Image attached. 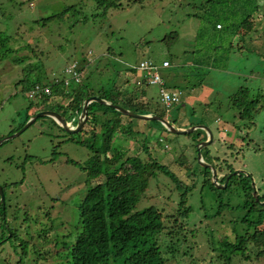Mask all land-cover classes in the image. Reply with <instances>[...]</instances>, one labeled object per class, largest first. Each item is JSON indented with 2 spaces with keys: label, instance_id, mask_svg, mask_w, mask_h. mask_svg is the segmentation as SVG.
<instances>
[{
  "label": "rangeland",
  "instance_id": "374dc122",
  "mask_svg": "<svg viewBox=\"0 0 264 264\" xmlns=\"http://www.w3.org/2000/svg\"><path fill=\"white\" fill-rule=\"evenodd\" d=\"M205 1L122 0L119 8L104 13L105 8H97L96 0H0V30L11 34V46L20 49L0 62L1 139L17 133L32 101L35 106L30 113L43 105L56 108L55 97L43 103L28 96L17 84L27 63L17 64L13 57L31 54L28 45L43 51L38 61L42 66L47 64L54 76L68 77L65 68L76 60L75 54L92 52L88 56L91 67L87 68L94 70L89 74L92 86L130 88L137 90L138 96L145 88L142 100L147 111H161L165 107L160 100L162 86L144 83L138 69L146 59L159 66L167 88L180 87L185 92L182 105L167 109L166 118L179 128L191 127L190 123L209 125L214 140L207 147L213 158L226 159L225 169L233 167L252 175L249 183L238 176L226 189L205 191L203 203V167L198 160L197 133L174 134L164 130L161 122L152 120L155 128L146 131L150 151L184 183L195 184L187 202L193 210L188 218H180L177 225L169 215L177 214L183 189L171 177L158 171L140 196L137 210L154 206L163 211L164 224L170 226L157 237L165 264H220V251L214 248L223 245L225 237L246 228L242 219L247 211L240 207L246 199L245 186H252L254 197V191L264 197V109L249 123L235 117L234 110L228 108L230 96L241 86L249 87L253 95L264 92V0H254L260 6L255 30L250 33L244 26L239 34L225 33L216 26L218 22L223 26L239 24L246 16L239 10L244 0H213V8H204ZM85 16L90 18L87 22L83 21ZM245 34L246 39L252 40L244 48L241 37ZM232 40L235 48L227 53L226 47ZM195 57L203 59L208 73L202 86L191 89L204 76L201 68L193 70ZM164 61L170 65L164 67ZM203 93L206 98H201ZM211 102L205 113L204 107ZM78 119L68 115L66 118L72 126L77 125ZM60 126L53 117L43 116L0 145L6 229L8 233L11 228L9 236L14 232L13 240L0 246V264H68L72 244L81 230L79 204L96 184L94 175L89 173L97 168L90 136L85 132L68 133ZM199 132L202 137H209L206 130ZM116 142L129 148L133 157L129 165L134 170L139 167L137 157L146 159L142 138L117 137ZM203 159L209 160L206 154ZM194 172L196 176L191 177ZM227 172H217L218 177ZM221 203L225 204L221 214L212 217ZM236 261L264 264V256L257 260L239 257ZM116 264H123V259Z\"/></svg>",
  "mask_w": 264,
  "mask_h": 264
},
{
  "label": "trees",
  "instance_id": "16d2710c",
  "mask_svg": "<svg viewBox=\"0 0 264 264\" xmlns=\"http://www.w3.org/2000/svg\"><path fill=\"white\" fill-rule=\"evenodd\" d=\"M121 1L96 0V3L97 8H105L104 13H107L110 8H119L122 5ZM137 1L127 0L128 3H136ZM235 1L240 2L241 0ZM202 6L204 8H213V0H206ZM74 7L75 5L69 8ZM239 10L246 15L239 24L228 23L226 26H223L218 22L216 28L225 30V33L239 34L241 27L247 26L249 32H253L255 30L253 28L254 22L256 23V19L259 17L256 14L260 11V6L254 3V0H244ZM91 16L94 17L95 14ZM88 19H90L89 16H85L83 21L87 22ZM170 37L174 38V35L171 34ZM11 38V34L0 30V62L10 54L17 53L20 50L11 46ZM220 40H224V38ZM241 40L244 43L242 46L245 48V44H247V41L252 40V37L246 39L245 34L241 37ZM27 48L30 49L31 54H24L23 56L17 54V56L13 57V61L17 64L27 63L23 69L24 75L17 84L22 85V91L28 96H30V91L38 84L49 86L51 93L44 94L41 98L37 99L45 103L51 97H55L57 103L54 106L56 108L50 110H56L66 118L67 115L73 119L77 116L79 117L83 111L85 100L91 96H99L113 104L124 106L137 113L167 117V108L164 104L165 107L161 111H147L146 102L142 100L146 96L145 88L140 91L138 96L137 90L133 91L130 88L119 89L117 86V88H109L107 84L100 88L99 86H92L89 81V74H92L94 70L92 68L91 70H87V68L91 67L89 64L91 59H88V56L92 52H89L87 55L84 52L75 54V56L77 55L75 61L79 62L80 71L83 74L82 80L78 84L74 83V81L67 84L66 81L69 76L66 73V68L71 63L65 68V73L68 77L54 76L49 72L50 70L48 71L47 64H43L42 66L40 60L38 61L40 56L43 57V51H37L30 45ZM234 48V41L232 40L226 47L227 53L231 52ZM238 48L242 47L238 46ZM209 58L212 60V57ZM203 64L204 61L201 57H195L192 61L193 70L198 71L201 68L204 76L195 85L192 84L191 89L203 85L208 73V71L204 70L205 66ZM131 70L135 73L137 72L135 68ZM141 76L143 82L147 84V78L143 72ZM140 96H142L141 99ZM206 97V93L201 95V98ZM229 100L228 108L234 110L235 117L237 116L249 123H253L257 113L264 109V92L253 95L251 89L246 86H241L236 93L230 96ZM31 103L27 109L25 123L31 116L47 109L42 104V109H38L37 111L33 109L30 113L35 106L34 101ZM179 104L182 105V102ZM179 104H176V106L178 107ZM212 104L213 102L204 107L205 113L210 110L209 108ZM38 107L41 106L38 105ZM193 113H195V109H193ZM88 114V121L80 132H85L86 135L90 136L89 142L92 143L90 148L94 152L93 163L97 170L93 171L90 169L89 174L94 175L96 184L89 189L86 197L79 204L81 230L78 233L76 241L72 244L68 264H116L120 259H123V264H165L166 257L163 256L157 237L164 230L170 229V226H165L163 211L154 206L142 211L137 210L140 196L147 191L150 179L158 171H162L171 177L176 182L177 187L183 189L177 214L169 215L175 218V225H177L180 218H188L193 210L187 202L188 194L195 188V184L187 185L184 183L170 169L169 165L163 163L150 151L146 131L150 130L149 126L153 125L152 121L129 117L112 106L96 101L89 104ZM172 123L174 124V122ZM161 125L164 130H167L166 126ZM190 125L196 124L190 123ZM72 127L76 128L77 126ZM163 129L161 128L162 133ZM218 129L220 130L219 127ZM201 130L197 129L194 131L198 135L197 143L208 138L207 136H201L199 132ZM99 131L101 134H98ZM124 136L134 137L135 139L142 138L143 141V152L146 153V159L143 160L137 157V161L135 162L138 163L139 167L135 170L129 165L133 160L129 148L122 144L118 145L116 142L117 137L123 138ZM202 153L203 155H207L209 158L207 162L214 165L218 173L228 171L218 177V181L222 184L225 183L228 176L237 171L233 167L223 168V164L227 160L221 159L219 156L213 158L209 147H204ZM201 175L203 180L200 185V194L201 200H203L205 191L213 193V190H220V188H217L213 182V171L210 168L203 167ZM192 176H196V172L192 173ZM238 176L248 179V183L253 180L252 175H245L244 173L232 175L227 188L230 186V182ZM244 193L246 199L240 207L247 211L245 217L242 219V223L246 228L243 232H236L232 237H225L223 239L225 243L223 245L220 244L218 249L217 247L214 248L215 251H220V264H236V260L239 257L250 260L256 258L257 260L261 256H264V205H261L253 196L252 186H245ZM259 198L261 201L264 200L262 196H259ZM224 206L225 204L221 203L218 211L212 217L221 214ZM7 224V205L6 203L4 206L0 204V246L6 241H12L14 238V232L11 236L8 235L11 228H9L7 233ZM173 251L172 249V254H174Z\"/></svg>",
  "mask_w": 264,
  "mask_h": 264
},
{
  "label": "water",
  "instance_id": "95a60500",
  "mask_svg": "<svg viewBox=\"0 0 264 264\" xmlns=\"http://www.w3.org/2000/svg\"><path fill=\"white\" fill-rule=\"evenodd\" d=\"M93 101L99 102L101 104L112 106L115 109H117L118 111L124 113L125 115H128L129 117H133V118H137V119H141V120H145V121H152V120L159 121L164 126H166L167 129L170 132H172L174 134H191L192 132H194L197 129L206 130L208 132V134H209V137L206 140L201 141L198 144V147H197L198 160H199V163L201 164L202 167H205V168L208 167V168H210L213 171L212 180L215 183L217 188H220V189L227 188V186L229 184L230 177L232 175L243 173L242 171L233 172L230 176H228L226 178V181H225L224 184H222V183H220L218 181V174H217L216 168L211 163H208V162H206L203 159V153H202L203 148L209 146L214 140V134H213V131L211 130V128L209 127V125H207V124H196V125H193V126L188 127V128H179V127H176L167 118H164V117H162L160 115L137 113V112H134V111H132V110H130V109L124 107V106H121V105H118V104H113V103H111V102L107 101L106 99H103V98H101L99 96H91V97H89V98H87L85 100L83 111H82V113L79 116L76 128L72 127L69 124V122L66 120L64 115H62L60 112H58L56 110L46 109V110H42V111L36 113L35 115L31 116L30 119L25 123V125L20 130L17 131V133H14V134H12L10 136H7V137H4V138L0 139V145L3 144L5 141L9 140L10 138L20 135L31 124H33L38 118L43 117V116H51V117H53L68 133H78L85 127V125H86V123L88 121V118H89L88 106ZM254 195H255V199L257 201H259V203L264 205V203L261 202L257 191H254ZM5 203H6L5 191H4L3 186L0 185V204H2L4 206Z\"/></svg>",
  "mask_w": 264,
  "mask_h": 264
},
{
  "label": "built area",
  "instance_id": "2783aa9c",
  "mask_svg": "<svg viewBox=\"0 0 264 264\" xmlns=\"http://www.w3.org/2000/svg\"><path fill=\"white\" fill-rule=\"evenodd\" d=\"M170 65L169 61H164L163 66L168 67ZM138 69H140L147 78L148 83L160 84L162 86L160 90V100L166 106L167 109H171L174 105L179 104L185 98V92L182 88H167L165 86V81L159 72V66L156 65L151 60H142L139 63ZM66 73L69 78L66 83L70 84L71 81L78 84L82 80V72L80 71V66L78 61H73L67 68ZM51 88L49 86H42L38 84L34 89L30 91L31 98H41L44 94H50ZM71 125V123H69ZM164 142V139H160ZM168 147V145H166Z\"/></svg>",
  "mask_w": 264,
  "mask_h": 264
},
{
  "label": "crops",
  "instance_id": "0c3cea01",
  "mask_svg": "<svg viewBox=\"0 0 264 264\" xmlns=\"http://www.w3.org/2000/svg\"><path fill=\"white\" fill-rule=\"evenodd\" d=\"M181 127H184V126H181ZM152 128V130L155 128V126L154 125H151V126H149V129H151ZM158 129H159V131H160V127H157Z\"/></svg>",
  "mask_w": 264,
  "mask_h": 264
}]
</instances>
